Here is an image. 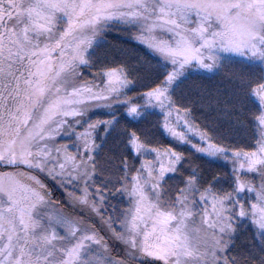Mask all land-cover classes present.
<instances>
[{
	"label": "snow or ice",
	"instance_id": "obj_1",
	"mask_svg": "<svg viewBox=\"0 0 264 264\" xmlns=\"http://www.w3.org/2000/svg\"><path fill=\"white\" fill-rule=\"evenodd\" d=\"M0 264H264V0H0Z\"/></svg>",
	"mask_w": 264,
	"mask_h": 264
},
{
	"label": "trees",
	"instance_id": "obj_2",
	"mask_svg": "<svg viewBox=\"0 0 264 264\" xmlns=\"http://www.w3.org/2000/svg\"><path fill=\"white\" fill-rule=\"evenodd\" d=\"M109 39H118V37L115 34H111L108 37ZM57 194H59V191H57Z\"/></svg>",
	"mask_w": 264,
	"mask_h": 264
},
{
	"label": "rangeland",
	"instance_id": "obj_3",
	"mask_svg": "<svg viewBox=\"0 0 264 264\" xmlns=\"http://www.w3.org/2000/svg\"><path fill=\"white\" fill-rule=\"evenodd\" d=\"M59 191V190H58Z\"/></svg>",
	"mask_w": 264,
	"mask_h": 264
}]
</instances>
